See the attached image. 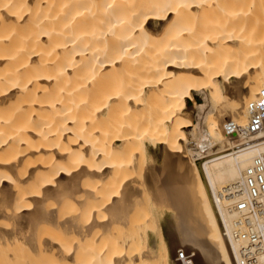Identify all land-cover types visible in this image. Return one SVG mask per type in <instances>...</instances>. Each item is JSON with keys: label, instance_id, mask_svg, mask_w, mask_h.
Segmentation results:
<instances>
[{"label": "bare ground", "instance_id": "1", "mask_svg": "<svg viewBox=\"0 0 264 264\" xmlns=\"http://www.w3.org/2000/svg\"><path fill=\"white\" fill-rule=\"evenodd\" d=\"M262 88L264 0H0V244L59 254L60 264H172L178 249L188 264H243L228 189L264 153V130L224 126L245 127ZM215 99L228 121L214 115ZM145 140L163 151L161 175L142 174L149 192L165 206L179 196L187 211L168 234L174 254L127 230L109 256L84 247L79 256L83 217L102 233L137 199ZM255 227L264 264V215Z\"/></svg>", "mask_w": 264, "mask_h": 264}, {"label": "rangeland", "instance_id": "2", "mask_svg": "<svg viewBox=\"0 0 264 264\" xmlns=\"http://www.w3.org/2000/svg\"><path fill=\"white\" fill-rule=\"evenodd\" d=\"M248 100H250V98ZM215 107H216V113L214 112L215 113L214 115L219 116V117L221 116L222 119H224L225 121H228V119L231 116L230 108L227 105L222 104V102L217 100V99H215ZM187 114L190 115L189 116L190 119H193L195 114H196V111L190 109V111H187ZM190 129L191 128L188 127L186 130L188 131ZM142 145L143 146H141V149H140V152L142 151V153H141V155H140V153H138L139 156L136 157V165L138 166V170H137V168H136L137 166H136L135 169L132 171V175H133L132 178L133 179L131 182L133 185L130 184L131 187L134 189V191L137 192L136 194H138V196H137V199H133L134 202H133V204H131V207L128 211V214H126L127 216L126 215L120 216L121 217V224H120L119 223L120 222L119 216H118L119 218L117 217L119 221H116L117 220V219H115L116 216H115V218L110 217V219H109L108 215H102V216H108L107 218H108L109 223H111L113 221L112 224H110V225L107 223H105V224H107V226L105 224H104L105 226L103 225L104 228L105 227L108 228V229L105 228L107 230L105 235L103 234V229H104L103 227H102L103 229H102V233H101V227H99L100 228V232H99L98 226H96L97 228L95 226H93V227L91 226V228L95 227L96 229H98L96 231L99 232V233L95 232V229H93L94 230L93 232L97 233L96 235H93V233L91 232L92 231L91 228L89 229L90 224L87 226V221H85L86 218L84 219V217H83L84 221H82V222H84V223L86 222V228L88 227V229L90 230L92 235L90 234V232H88L86 230V228L84 227L85 225H84L83 226V234H85L86 236L85 235H83V236H84L85 240H84V238L79 239L78 244L80 242H82V243L79 244L80 246L77 245V247H78V248L76 247L77 250L84 247V248H82V250H84L83 252L87 251V253H88V251L91 248H94V250L99 248L98 250H100V251H98V252L96 251L97 253L101 252L103 255L109 256L110 252L113 251V249L115 248L117 243L120 242L121 239L124 240L125 242L127 241L126 239H128L129 237L126 238V234L124 236L122 235V234H124L125 231L127 233V230L130 233V234L128 233L129 235H131L136 230H138V232H142L144 234L143 237L145 239V242L149 243L151 246H154L156 239H157V243L159 242L158 243L159 246H161L167 242H169V244H170V239L168 238V234L171 233L172 231H174L173 228L177 227L178 222H180V224H182L184 222V217L185 218L187 217V211L184 208L182 201H181L179 196L172 195L170 205L165 206L163 204H159L157 201L154 200L153 194L149 192L147 185H145V183H144L145 180H144V177L142 176V174L146 168H152L154 174H156L157 176L161 175L160 171H162L163 151L159 145L157 148V145H155L154 143L153 144L148 143L147 140H145L142 143ZM138 159H140V161H138L139 165L137 164ZM139 162H141V163H139ZM140 165H141V167H140L141 169H139ZM157 178H160V180L163 184L168 182V179L166 177H157ZM134 180H135V182L133 183ZM118 194H120V193H118ZM118 196H114V199L118 200V198H122V197H120V196H122L121 194ZM118 201L120 202L121 199H119ZM68 209L69 208H66V210H68ZM69 212L71 214V211L68 210V213ZM105 214H107V211L105 212ZM88 215L89 214H86V216H88ZM89 216L91 217V215H89ZM89 216L87 217V218H89L88 223L91 222V219ZM123 218H125V220ZM106 221H107V219H105V222ZM3 222H5V221H3ZM6 223H8V222H5L3 224H6ZM8 224H6V225H8ZM44 227H47V225L44 224ZM48 228L51 229V230H49V231H51L50 235L48 232L49 237L52 234H53L52 236H54V235H56V233H59V232H57L56 228H53L55 234L52 233L53 232L52 227H48ZM48 228H46L47 231H48ZM46 229H42V231H40L43 233V234L40 233V235H42V238L48 237L47 234H45V232L47 233V231L43 232V230H46ZM85 230L87 233L85 232ZM129 230H131V232ZM120 235H121V237H118ZM43 236H45V237H43ZM57 236H58V234H57ZM57 236H55L54 238L52 237V238L58 240L59 242L63 241L64 244L61 242V246L63 248V251L66 250V248H68L66 250V253L69 252V250H73V247H75V245L73 244L74 242H72V241H74V239L73 240L70 239V238H72L71 236H68V238H65V237L59 238L60 236L59 237H57ZM89 236L90 237L92 236V237L90 238ZM95 236H97V237H95ZM114 238H116L117 241L119 238H121V239L119 240V242H117V241H115L116 239H114ZM53 239H51V240H53ZM124 241H122V244L125 243ZM34 244H35V242H34ZM58 244L59 243H57L56 245H58ZM68 244H70V245H68ZM0 247H2V249L4 250L3 254L6 252V254H4V255L0 254L1 258H2V259L0 258L2 260L0 262L1 264H11V263H13V264H40V263L48 264V262L51 264H54V263H56L55 259L60 257L59 254H57V256L55 255L56 258L52 257L53 256L52 253H47V256L42 255V257H41V255L39 256V255H35V254H30V256H28L29 254L27 255L26 251H24L25 247L20 246V248H19L17 245H13V244L10 246L11 248L9 246L6 247V245H3V244L2 245L0 244ZM15 248H17V249H15ZM169 248L171 249V252L174 254L175 248L173 247V245L170 244ZM7 249L8 250L11 249V250L8 251ZM55 249L60 251L61 250L60 245L58 247L55 246ZM17 250H19V251H17ZM7 251H8V253H7ZM78 251H77V253H78ZM80 251H79L78 255L83 256L82 252H80ZM90 251H89V253H90ZM93 251H91V253H93ZM74 252H75V249H74ZM85 253H84V257L85 256L88 257V255ZM91 253L89 255L92 256ZM14 254L16 257L14 256ZM7 256H9V258ZM12 256H14V257L12 258ZM58 259H61V258H58ZM86 259H88V258H86ZM16 260H18V261H16ZM52 260H55V262L52 263L53 262ZM2 262H4V263H2ZM59 262L64 263L61 260H59ZM59 262L57 260V263H59ZM68 263L69 262H67L65 264H68Z\"/></svg>", "mask_w": 264, "mask_h": 264}, {"label": "built area", "instance_id": "3", "mask_svg": "<svg viewBox=\"0 0 264 264\" xmlns=\"http://www.w3.org/2000/svg\"><path fill=\"white\" fill-rule=\"evenodd\" d=\"M225 132L255 133L264 130V88L260 89L256 98L248 103V121L245 127L234 121H228L224 126ZM230 195H236L232 208L238 213L235 220L233 235L243 239L240 247L241 263L256 264L258 253L263 250L262 240L255 224L264 215V153L254 157L252 163L244 172L242 185L228 189ZM245 193V196L240 194ZM189 255L178 249L172 259V264H188Z\"/></svg>", "mask_w": 264, "mask_h": 264}]
</instances>
